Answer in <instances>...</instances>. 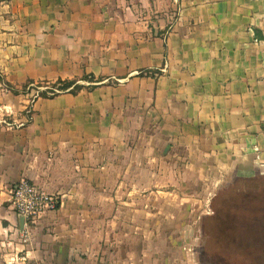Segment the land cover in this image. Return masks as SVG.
<instances>
[{
  "label": "crops",
  "instance_id": "crops-1",
  "mask_svg": "<svg viewBox=\"0 0 264 264\" xmlns=\"http://www.w3.org/2000/svg\"><path fill=\"white\" fill-rule=\"evenodd\" d=\"M0 77L81 87L31 103L0 84V264H194L146 238L187 236L222 177L264 174V0H0ZM22 178L61 196L32 224Z\"/></svg>",
  "mask_w": 264,
  "mask_h": 264
},
{
  "label": "rangeland",
  "instance_id": "rangeland-1",
  "mask_svg": "<svg viewBox=\"0 0 264 264\" xmlns=\"http://www.w3.org/2000/svg\"><path fill=\"white\" fill-rule=\"evenodd\" d=\"M0 84L13 95L28 90L31 103L43 93L51 96L59 92L44 85L15 89L4 80ZM12 115L9 105L0 104V119ZM194 192L200 197L204 194L200 189ZM190 225L187 236L179 235L168 242L164 237L146 240L150 244L175 245L178 250L171 255H184L194 264H264V174L222 177L206 195L202 207L195 208Z\"/></svg>",
  "mask_w": 264,
  "mask_h": 264
},
{
  "label": "built area",
  "instance_id": "built-area-1",
  "mask_svg": "<svg viewBox=\"0 0 264 264\" xmlns=\"http://www.w3.org/2000/svg\"><path fill=\"white\" fill-rule=\"evenodd\" d=\"M60 202L61 196L49 193L25 178L20 179L10 192L13 210L30 224L45 213L55 211ZM29 235L30 231L26 229L23 237L27 238Z\"/></svg>",
  "mask_w": 264,
  "mask_h": 264
},
{
  "label": "trees",
  "instance_id": "trees-1",
  "mask_svg": "<svg viewBox=\"0 0 264 264\" xmlns=\"http://www.w3.org/2000/svg\"><path fill=\"white\" fill-rule=\"evenodd\" d=\"M2 80L3 79L0 77V82H2ZM54 88L59 91H67L70 89L71 92H76L81 89L80 86H77L72 82H59Z\"/></svg>",
  "mask_w": 264,
  "mask_h": 264
},
{
  "label": "water",
  "instance_id": "water-1",
  "mask_svg": "<svg viewBox=\"0 0 264 264\" xmlns=\"http://www.w3.org/2000/svg\"><path fill=\"white\" fill-rule=\"evenodd\" d=\"M23 220V218L21 217V221Z\"/></svg>",
  "mask_w": 264,
  "mask_h": 264
}]
</instances>
